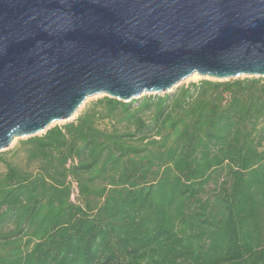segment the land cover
I'll return each mask as SVG.
<instances>
[{"label": "trees", "instance_id": "trees-1", "mask_svg": "<svg viewBox=\"0 0 264 264\" xmlns=\"http://www.w3.org/2000/svg\"><path fill=\"white\" fill-rule=\"evenodd\" d=\"M0 264H264V78L104 96L0 152Z\"/></svg>", "mask_w": 264, "mask_h": 264}, {"label": "water", "instance_id": "water-1", "mask_svg": "<svg viewBox=\"0 0 264 264\" xmlns=\"http://www.w3.org/2000/svg\"><path fill=\"white\" fill-rule=\"evenodd\" d=\"M193 74L264 78V0H0V152Z\"/></svg>", "mask_w": 264, "mask_h": 264}, {"label": "rangeland", "instance_id": "rangeland-1", "mask_svg": "<svg viewBox=\"0 0 264 264\" xmlns=\"http://www.w3.org/2000/svg\"><path fill=\"white\" fill-rule=\"evenodd\" d=\"M202 79H205V78H202V77L198 76L197 74H193L192 76H190V77L186 78L185 80H183L182 82H180V83H179L175 88H173L169 93H173L176 89H178V88H180V87H182V86H184V85H187V84H189V83H196V82H198V81H200V80H202ZM206 80H208V79H206ZM143 96H144V95H143ZM143 96H141V98H142ZM101 97H102V96H95V97H92V98H88V99L83 103V105L80 107V109H79V111L77 112V114L74 115V116L71 118V120H70L69 122L73 121V120L78 116L79 112H80L81 110H83V108H84L87 104H89L90 102H92V101H94V100H96V99H98V98H101ZM60 124H64V123H60ZM19 140H20V139H16V140H14L13 143L11 144V146L9 147V149L14 148V147L18 144V141H19ZM9 149H8V150H9Z\"/></svg>", "mask_w": 264, "mask_h": 264}]
</instances>
